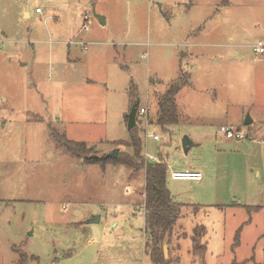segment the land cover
Instances as JSON below:
<instances>
[{"label":"rangeland","instance_id":"374dc122","mask_svg":"<svg viewBox=\"0 0 264 264\" xmlns=\"http://www.w3.org/2000/svg\"><path fill=\"white\" fill-rule=\"evenodd\" d=\"M85 13L90 30L81 32ZM80 40L87 50L73 43ZM259 42L264 0H0V264H154L144 171L85 162L52 136L97 156L133 155L126 118L136 96L147 135L161 136L147 137L139 120L143 152L167 163L181 205L166 259L264 264ZM182 76L179 123L164 132L158 100ZM185 137L194 143L187 154ZM187 170L203 180L171 178ZM197 226L207 233L204 258L190 253Z\"/></svg>","mask_w":264,"mask_h":264},{"label":"trees","instance_id":"16d2710c","mask_svg":"<svg viewBox=\"0 0 264 264\" xmlns=\"http://www.w3.org/2000/svg\"><path fill=\"white\" fill-rule=\"evenodd\" d=\"M187 84L188 79L182 76L158 100L159 117L157 124L164 132H167L169 127L179 123L180 115L178 112L177 96ZM126 121H128L127 118ZM52 136L57 143L64 146L69 154L82 158L85 162L101 165L111 164L114 166L124 165L134 170L135 173L144 171V210L146 234L148 236L145 243L146 254L150 256L154 264H170L171 260L165 257L164 247L166 244L170 245L171 239L175 235V226L180 217L181 205L174 201L167 187V163L145 161L143 152L144 142L139 129L135 127L129 131V144L126 143L133 149V155L121 153L117 159L111 158L105 160L98 158L96 154H92L91 149L87 148L85 143L69 140L65 135H60L55 130H52ZM123 144L125 142L116 143L118 146ZM248 209L251 211L258 208L248 207ZM206 235V229L203 226L195 228L191 238L193 246L190 253L193 256L200 258L206 256L208 251L207 244L202 243Z\"/></svg>","mask_w":264,"mask_h":264},{"label":"built area","instance_id":"2783aa9c","mask_svg":"<svg viewBox=\"0 0 264 264\" xmlns=\"http://www.w3.org/2000/svg\"><path fill=\"white\" fill-rule=\"evenodd\" d=\"M37 13H41V9L38 8L37 9ZM91 17L89 15V13H85L83 15V23H82V28H81V32H88L90 30V25H91ZM77 45L82 46L85 50L88 48L87 46L89 45V43L84 42L83 40H80L78 42H73ZM253 49L255 51L256 54H263L264 53V44L262 42L257 43L256 45L253 46ZM147 116V110L146 108L142 107L139 108L138 110V119H137V125L139 124V120H143L144 122V127H146V136L151 138L153 141H160L161 140V136L159 134L153 133L151 135H147L148 134V129L150 127V124L148 122L147 119H145V117ZM227 136H229L231 139H237V140H243L245 139V136L240 134L239 132H233V131H228L227 132ZM144 158L146 162H153V163H163L165 162L164 160H160V158L155 157L153 155H150L148 153L144 152ZM171 178L174 181H186V182H201L204 178L203 174L201 172H197V171H184V172H173L171 174Z\"/></svg>","mask_w":264,"mask_h":264},{"label":"water","instance_id":"95a60500","mask_svg":"<svg viewBox=\"0 0 264 264\" xmlns=\"http://www.w3.org/2000/svg\"><path fill=\"white\" fill-rule=\"evenodd\" d=\"M95 16L99 19L101 24H105V19L103 17L98 16V15H95ZM139 107H140V101H139V98L137 96L135 101H134V104L132 105L130 113L128 114L127 129L129 131L134 129L135 127H137ZM252 123H253V121L251 120L250 117H248L245 121V125H250ZM193 146H194V143L188 137H185L183 139V148H184V151L186 154L190 151V149ZM118 156H119V150L115 149L111 153L104 154L103 156H98V158H101L102 160L111 159V158L117 159ZM98 221H99V217L94 220V222H98ZM167 252H168V250H167V248H165V256H167Z\"/></svg>","mask_w":264,"mask_h":264},{"label":"crops","instance_id":"0c3cea01","mask_svg":"<svg viewBox=\"0 0 264 264\" xmlns=\"http://www.w3.org/2000/svg\"><path fill=\"white\" fill-rule=\"evenodd\" d=\"M164 0H157V2L158 3H162ZM90 6V5H89ZM77 45V44H76ZM78 46H80V45H78ZM80 48L82 49V50H85L82 46H80ZM87 50V49H86ZM130 100H131V98H130ZM129 106V105H128ZM129 108V107H128ZM126 114V113H125ZM248 207V206H247ZM249 207H253V208H257V207H259V206H257V207H255V206H249ZM263 208H264V206H263ZM190 239H191V237H190ZM181 240L182 239H180L179 241H178V246H179V249H180V251H179V254L181 255ZM181 258V257H180Z\"/></svg>","mask_w":264,"mask_h":264}]
</instances>
